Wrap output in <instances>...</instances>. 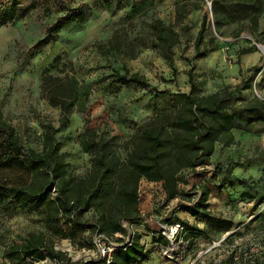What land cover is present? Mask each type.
I'll return each mask as SVG.
<instances>
[{
	"label": "rangeland",
	"instance_id": "374dc122",
	"mask_svg": "<svg viewBox=\"0 0 264 264\" xmlns=\"http://www.w3.org/2000/svg\"><path fill=\"white\" fill-rule=\"evenodd\" d=\"M147 1L149 4H144ZM134 3L133 0L71 2L69 6L80 8L83 16L60 31L54 44L38 43L61 13L46 17L35 11L0 26L3 119L16 129L22 143L36 152L42 151L44 127L53 125L58 130L56 138L68 175L81 177L92 167V156L82 146L86 120L91 141L106 143L108 155L118 169L127 153L123 145L135 126L165 108L184 102V96L191 90L188 73L192 67L195 96L210 95L224 88L234 91L243 78H252L253 87L244 91L245 100L264 99V14L256 33L249 30L247 21L225 26L218 34L214 25H209L197 49L195 40L203 16L208 14L212 20L210 0ZM154 20L179 33V44L173 48V68L154 46L158 43L151 28ZM116 32L127 46L123 56L106 51L107 42ZM97 45L103 47L102 52ZM199 52L201 58L195 59ZM123 66L144 76L160 91L172 90L175 96L111 84L108 78L112 71ZM238 68L244 73L237 74ZM66 74L88 86L89 96L83 109L74 111L70 121L63 125L60 110L49 104L41 85L45 75ZM239 133L242 139L236 144L217 146L211 159L215 173V169L199 167L196 172H186L189 183L181 185L195 199L206 187L210 191L208 210L216 217L234 221V228L227 233L209 232L208 237H203L194 230L203 229L202 221L186 210L175 211L177 200L167 201L159 185L144 181L140 185V210L148 222L135 229L141 233V244L148 252L140 264H254L264 254V133ZM114 180L115 173L110 175V181ZM238 180L251 187L257 185L254 198L246 195L247 188ZM50 183L55 185L53 180ZM177 219L193 227L192 232L174 238L167 246H159V235L167 233L162 226ZM119 238L111 242L119 243ZM27 242L54 247L69 264H108L105 249L109 243L101 237L94 236L90 245L74 244L52 236L41 215L13 206L1 209L0 264H17L6 257V251ZM22 264L58 263L26 260Z\"/></svg>",
	"mask_w": 264,
	"mask_h": 264
},
{
	"label": "trees",
	"instance_id": "16d2710c",
	"mask_svg": "<svg viewBox=\"0 0 264 264\" xmlns=\"http://www.w3.org/2000/svg\"><path fill=\"white\" fill-rule=\"evenodd\" d=\"M74 1L0 0V26L9 25L35 11L46 17L61 13L46 28V36L38 43L54 44L60 31L72 22L80 21L83 16L80 8L69 6ZM137 1L138 4L142 2L133 0L134 4ZM210 1L212 20H209L208 14L203 16L195 40L197 49L211 24L218 34L225 26L247 21L249 30L258 32L264 14L262 0ZM144 4H149V1ZM151 28L158 42L154 46L169 59V66L173 68V48L179 44V33L165 27L160 20H154ZM97 47L103 51L101 45ZM126 47L120 33L116 32L107 42L106 51H115L118 56H123ZM201 56L199 52L195 59ZM192 71L193 67L188 73L191 90L184 96L181 105L165 108L135 126L134 133L123 145L127 153L118 169L108 155L106 143L91 141L89 120H86L82 146L92 156V167L81 177L67 174L56 138L58 130L53 125L44 127L42 151L36 152L22 143L16 129L4 121L0 112V210L13 206L41 215L46 230L52 236L74 244L90 245L94 236L107 242L121 236L116 243L119 247L111 254L110 264H140L147 257L148 251L141 244L142 235L135 229L137 225L145 226L140 211L139 188L142 180L161 183L167 201H183L178 204L179 210H186L203 222V229H194L203 237H208L209 232L231 231L234 221L216 217L208 210L210 191L206 187L195 199L189 197L181 185L189 183L186 172H196L199 167L213 165L211 159L218 145L230 147L236 144L234 131L264 133V99L254 97L245 100L244 91L252 89V78H243L234 91L224 88L210 95L195 96ZM108 80L125 88L135 87L175 96L172 90L160 91L144 76L132 73L124 66L113 70ZM41 87L49 104L60 110L63 125L70 121L74 111L83 109L89 96V87L69 74L64 77L45 75ZM114 173L115 180L112 182L110 175ZM51 180L55 185L50 183ZM238 182L247 188L246 195L254 198L257 185L251 187L244 180ZM230 184L233 182L230 181ZM50 185H53V191L48 190ZM186 196L189 198L187 201L183 199ZM177 224L183 228L180 235L185 237L192 232L193 227L187 226L181 219L168 225ZM159 236V246H167V238L163 234ZM6 257L17 264L26 260L69 264L64 262L62 253L54 247H45L41 242L10 247ZM254 264H264V254Z\"/></svg>",
	"mask_w": 264,
	"mask_h": 264
},
{
	"label": "built area",
	"instance_id": "2783aa9c",
	"mask_svg": "<svg viewBox=\"0 0 264 264\" xmlns=\"http://www.w3.org/2000/svg\"><path fill=\"white\" fill-rule=\"evenodd\" d=\"M206 168H209V170H212V171H214V169H215V167H214V165H209V166H206ZM144 181H147V180H142L141 182H140V185H141V183H143ZM148 182V181H147ZM149 183H151V184H155V185H159L160 186V188L163 190V188H162V184L161 183H153V182H149ZM139 192H140V188H139ZM163 192H164V190H163ZM165 193V192H164ZM166 195V194H165ZM165 199H166V196H165ZM178 202H177V204L175 205V207H174V210H179L180 209V207H178V204L179 203H184L183 201H181L180 199H176ZM163 224H165V223H163ZM168 224H166V225H163L162 226V229L165 231H167V233L166 232H163L162 234H163V236H165L166 238H167V240L170 242V243H172V240L175 238H178L179 237V235H180V233L183 231V228L181 227V225H179V224H177V225H168ZM109 244H107V249H105L106 251V253H107V259H108V264H110V262H111V254L117 249V247H119V245H117L116 243H112V242H108Z\"/></svg>",
	"mask_w": 264,
	"mask_h": 264
},
{
	"label": "crops",
	"instance_id": "0c3cea01",
	"mask_svg": "<svg viewBox=\"0 0 264 264\" xmlns=\"http://www.w3.org/2000/svg\"><path fill=\"white\" fill-rule=\"evenodd\" d=\"M236 72H237V74H239V73H244L243 71L241 72V69L240 68H238L237 70H236ZM233 134H234V137H235V140H236V142H238V141H240L241 139H242V135L239 133V131H234L233 132ZM217 150V149H216ZM141 211V210H140ZM142 214V213H141ZM145 219V221L143 222L144 224H147V219L146 218H144Z\"/></svg>",
	"mask_w": 264,
	"mask_h": 264
},
{
	"label": "water",
	"instance_id": "95a60500",
	"mask_svg": "<svg viewBox=\"0 0 264 264\" xmlns=\"http://www.w3.org/2000/svg\"><path fill=\"white\" fill-rule=\"evenodd\" d=\"M48 190H49V191H53V185H50V186L48 187Z\"/></svg>",
	"mask_w": 264,
	"mask_h": 264
}]
</instances>
